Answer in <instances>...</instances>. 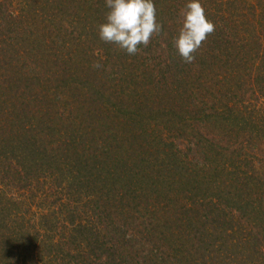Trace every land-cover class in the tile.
Returning <instances> with one entry per match:
<instances>
[{"label":"trees","instance_id":"trees-1","mask_svg":"<svg viewBox=\"0 0 264 264\" xmlns=\"http://www.w3.org/2000/svg\"><path fill=\"white\" fill-rule=\"evenodd\" d=\"M154 3L129 55L106 0H0V264H264V0H201L192 63Z\"/></svg>","mask_w":264,"mask_h":264},{"label":"clouds","instance_id":"clouds-1","mask_svg":"<svg viewBox=\"0 0 264 264\" xmlns=\"http://www.w3.org/2000/svg\"><path fill=\"white\" fill-rule=\"evenodd\" d=\"M109 9L104 23L99 24L100 38L113 43L129 55H135L140 45L148 46L153 35L162 31L158 22L154 0H106ZM182 27L174 38V46L186 63L195 60L194 53L209 34L215 31L201 0H188L181 9ZM94 68L102 67L94 61Z\"/></svg>","mask_w":264,"mask_h":264},{"label":"rangeland","instance_id":"rangeland-1","mask_svg":"<svg viewBox=\"0 0 264 264\" xmlns=\"http://www.w3.org/2000/svg\"><path fill=\"white\" fill-rule=\"evenodd\" d=\"M38 200H39V199H37V202H38ZM35 210H37V208H36ZM34 213H35V212H34ZM32 216H33V217H36V219H37V220H38V222H39L40 218H39V216H38V215L36 216V214H35V215H32Z\"/></svg>","mask_w":264,"mask_h":264}]
</instances>
